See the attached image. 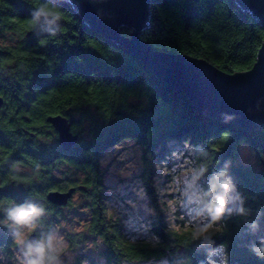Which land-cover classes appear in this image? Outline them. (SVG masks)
I'll list each match as a JSON object with an SVG mask.
<instances>
[{
  "label": "trees",
  "instance_id": "trees-1",
  "mask_svg": "<svg viewBox=\"0 0 264 264\" xmlns=\"http://www.w3.org/2000/svg\"><path fill=\"white\" fill-rule=\"evenodd\" d=\"M39 6L55 7L61 13V27L55 34L49 32L56 26L43 17L38 25L31 23V12ZM28 30H34L35 37L55 36L60 45L52 56L59 63L58 84L50 94V100L60 101V106L42 109L46 115L67 118L72 133L79 139L69 151L62 150L60 167L45 161L44 182H30V199L38 197L42 189L45 193L66 190L71 183L85 187L83 207L91 216L93 242L102 258L99 264L164 260L168 264H205L217 248L226 253V264H264V259L250 250L251 245H259L264 238V129L244 132L230 122L201 113L184 93L159 79L135 56L85 27L62 0H0V49L6 51H0V55L10 53L15 60L26 61L18 63L19 72L31 68L27 58L39 57L42 44L29 50L20 44V49L12 52L7 38L14 36L11 32L15 39L23 38ZM122 34L128 36L129 31L122 30ZM143 39L156 51L201 58L232 74L253 66L264 41V30L234 0H151L149 29ZM49 40L44 43L50 44ZM126 140L135 141L142 148L145 161L170 155L168 143L188 144L207 169L205 173L212 176L213 172L226 170L246 215L225 213L213 224V230L200 235L183 220L171 228L157 217L150 231L154 240H131L121 220L109 215L101 166L105 152ZM241 145L254 152L262 167L237 162ZM56 147V138L45 145L46 151ZM58 168L62 175L60 186L55 185L53 178ZM149 170L147 162L143 184L151 193ZM72 171L76 178L71 176ZM211 195L208 192L207 196ZM45 207L43 222L47 232L56 220L48 215L54 209L47 204ZM82 241L77 236L68 237L72 248Z\"/></svg>",
  "mask_w": 264,
  "mask_h": 264
},
{
  "label": "water",
  "instance_id": "water-1",
  "mask_svg": "<svg viewBox=\"0 0 264 264\" xmlns=\"http://www.w3.org/2000/svg\"><path fill=\"white\" fill-rule=\"evenodd\" d=\"M62 1L71 6L85 27L135 56L159 79L184 93L201 113L230 122L244 132L264 129V41L249 70L228 74L201 58L154 50L143 39L149 29L151 0ZM234 2L264 30V0ZM122 30L129 31V35H123ZM47 122L56 131L62 150L69 151L78 143V135L72 133L67 118L49 116ZM77 188L85 191V187ZM75 190L50 191L47 200L64 207ZM62 259L67 263L66 255Z\"/></svg>",
  "mask_w": 264,
  "mask_h": 264
},
{
  "label": "rangeland",
  "instance_id": "rangeland-1",
  "mask_svg": "<svg viewBox=\"0 0 264 264\" xmlns=\"http://www.w3.org/2000/svg\"><path fill=\"white\" fill-rule=\"evenodd\" d=\"M168 147L170 155L165 154L159 160L150 157V161H145L142 148L135 141L126 140L108 149L101 160L109 215L121 220L131 240H154L150 231L157 217H161L171 228L179 226L181 220L185 225L191 226L190 210L195 206L192 198L197 195V190L206 191L210 187L211 176L205 173L204 166L198 162L188 144L181 146L168 143ZM147 162L151 166V193H148L143 184ZM237 162L244 166L262 167L254 152L246 145L239 147ZM200 172L203 175L199 178L193 175ZM71 176L76 178L74 171ZM83 204L84 201L76 193L71 205L61 211L62 216L57 218L51 229L61 238V251L67 257L66 264H76L77 261L79 264L102 263L98 248L93 242L94 237L87 235L88 213ZM214 228L212 225L208 231ZM69 236L80 237L83 241L78 247L72 248L68 242ZM225 262L222 249L217 248L205 264ZM144 264L168 262L151 261Z\"/></svg>",
  "mask_w": 264,
  "mask_h": 264
},
{
  "label": "flooded vegetation",
  "instance_id": "flooded-vegetation-1",
  "mask_svg": "<svg viewBox=\"0 0 264 264\" xmlns=\"http://www.w3.org/2000/svg\"><path fill=\"white\" fill-rule=\"evenodd\" d=\"M11 33L14 36L7 38L9 43L7 44L12 47V52L18 51L20 44L27 50L42 44V53L35 59L27 58L31 68H24L22 72H19L20 69L17 68L18 63L25 64L26 61H17L10 53L8 56L0 55V221L4 219L3 208L12 203H24L31 200L43 206L44 209L46 204L54 209L48 215L57 220L59 216H62L61 211L71 205L72 199L68 205L60 207L52 205L47 200V194L50 191L64 192L75 188L74 195L78 193L79 198L83 200L86 189L79 190L74 183H71L66 190L53 189L45 193L42 189L38 192V197L34 196L30 199L29 184L31 181L37 185L43 184L46 176L43 166L46 160L54 166L60 167L61 164L63 151L58 144V135L47 122L49 116L56 115H46L42 109L43 106H60V101L50 100V94L58 84L56 78L60 74L58 60L53 61L52 56L58 53L60 45L55 36L49 37L47 34L43 38L35 37L34 30H28L20 39H15V33ZM46 40H49L50 44L44 43ZM0 48H2L1 44ZM0 51L6 52L2 49ZM30 111H33V116H30ZM54 138H56L57 149L46 151L45 145L52 143ZM53 178L55 185L60 186L62 179L59 168L54 170ZM35 190L36 188H33V191ZM45 217L46 210L36 226L25 229L26 239L38 238L40 229L44 231ZM86 222L88 236L93 237L91 216L88 215ZM17 247L7 227L0 223V264H19Z\"/></svg>",
  "mask_w": 264,
  "mask_h": 264
},
{
  "label": "clouds",
  "instance_id": "clouds-1",
  "mask_svg": "<svg viewBox=\"0 0 264 264\" xmlns=\"http://www.w3.org/2000/svg\"><path fill=\"white\" fill-rule=\"evenodd\" d=\"M44 18L50 25H55L49 34H55L61 27V13L55 7L39 6L31 12V23L38 25L41 18ZM205 169L204 171H206ZM197 178L203 175L193 173ZM211 192V196H205ZM197 195L193 197L195 206L191 211V227L198 235L206 233L209 228L222 218L225 213L233 212L246 215L239 193L231 178L226 174V170L212 173L210 187L207 191L197 190ZM239 202V204L237 203ZM229 205H238L229 207ZM4 219L0 223L4 224L8 233L17 247L19 264H64L61 251V238L55 230L47 232L40 229L38 238L26 239L25 229L36 226L38 220L44 215L45 209L37 203L26 201L24 203H12L2 209ZM255 228L256 225L253 224ZM251 252L260 259H264V238L260 244H253ZM226 256V253H225ZM226 264V262H225Z\"/></svg>",
  "mask_w": 264,
  "mask_h": 264
}]
</instances>
